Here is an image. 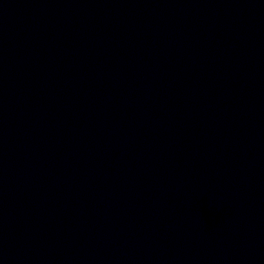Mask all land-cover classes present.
I'll return each instance as SVG.
<instances>
[{
  "label": "water",
  "instance_id": "water-1",
  "mask_svg": "<svg viewBox=\"0 0 264 264\" xmlns=\"http://www.w3.org/2000/svg\"><path fill=\"white\" fill-rule=\"evenodd\" d=\"M0 264H264V0H0Z\"/></svg>",
  "mask_w": 264,
  "mask_h": 264
}]
</instances>
